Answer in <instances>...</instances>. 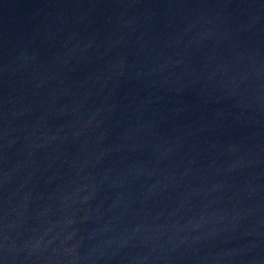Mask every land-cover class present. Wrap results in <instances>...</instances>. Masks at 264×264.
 <instances>
[{"label":"water","instance_id":"obj_1","mask_svg":"<svg viewBox=\"0 0 264 264\" xmlns=\"http://www.w3.org/2000/svg\"><path fill=\"white\" fill-rule=\"evenodd\" d=\"M0 264H264V0H0Z\"/></svg>","mask_w":264,"mask_h":264}]
</instances>
